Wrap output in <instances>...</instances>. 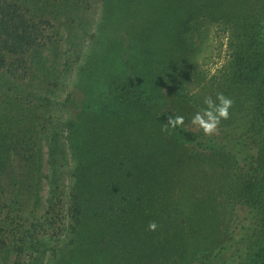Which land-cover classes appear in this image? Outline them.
<instances>
[{"label": "trees", "instance_id": "16d2710c", "mask_svg": "<svg viewBox=\"0 0 264 264\" xmlns=\"http://www.w3.org/2000/svg\"><path fill=\"white\" fill-rule=\"evenodd\" d=\"M108 2L105 19L110 22L99 26L100 33L112 32L115 28L128 40L168 39L166 42H177L179 46L190 44L199 24L209 21L219 31L230 34V39H240L236 55L239 66L235 70L234 83L229 84L230 88L240 92V101L244 98L242 88L256 85L264 90V0ZM32 3L33 0H0V79L3 80L0 82V100L1 104H10L11 126L15 124L17 107L10 103L12 93L17 91L18 84L31 76L33 54H41L46 48L49 43L46 30L52 26L49 19L39 18ZM151 22L152 28L149 26ZM135 31L141 33L137 35ZM147 41L144 42L150 45ZM120 42H117L118 50ZM154 44L158 43L154 41ZM97 45L100 49L79 56L80 68L84 72H81L82 76L78 74L75 81L85 85V95L75 106L80 110L72 117L66 115L63 121L65 131L51 134L48 139L53 158L61 135L69 141V169L72 173L68 190L64 192H67L66 211L73 224L68 227L71 232L63 235L57 249L53 247L54 257L49 256L43 264H58L56 259L60 254L66 256L65 261H70L68 264H85L81 257L95 260V263L105 259L115 264H136L138 261L140 264H168L167 260L176 253L189 257L191 246L184 232L177 234L181 231L177 229L178 225L167 222L159 228L157 224L159 220L154 210L157 203L153 201L157 193L149 165L164 140L152 127L155 124L174 132L207 155L232 149L233 143L235 146L248 143L247 150L244 153L239 150L234 157L246 167L262 165L257 182L264 181V96L255 105L247 107L244 103L240 106L242 109L235 112L242 130L250 129L240 138L225 141L227 130H219L218 135L212 136L185 124L166 128L169 117L175 118L177 113L173 109L162 111L155 106L163 100L160 71L169 68L168 72L177 74L180 67L174 69L168 65L169 61L157 52L158 47L152 56L149 48L143 47V52H134L135 58L132 47L128 53L122 50L116 56L114 52L107 53L100 41ZM186 47L180 46L182 49ZM109 60L112 63L109 64ZM65 66H69L67 61ZM83 75L85 79H82ZM153 87L156 91L152 90ZM72 97L67 96L61 103L72 105ZM246 118L251 121L247 122ZM38 146L39 143L27 138L22 131L15 133L9 141L0 138V181H9L14 188L24 189L25 182H28L27 189L32 187L34 178L29 180V177L35 174L40 163ZM16 156L24 162L18 165L19 173L13 169ZM51 183L52 186L54 180ZM260 190L264 193V185ZM252 194L249 192L241 202L235 203L231 244L199 257L197 264H264V235L263 240L248 252V244L257 236V229L264 227L257 212L254 213L256 207ZM9 205H20V200L6 196L2 187L0 211L10 208ZM260 205L264 212V204ZM150 223L157 225L154 231L149 230ZM10 225L9 217L0 214V252L10 251L11 246L18 250L27 244L26 237L15 241L14 245L8 242Z\"/></svg>", "mask_w": 264, "mask_h": 264}, {"label": "rangeland", "instance_id": "374dc122", "mask_svg": "<svg viewBox=\"0 0 264 264\" xmlns=\"http://www.w3.org/2000/svg\"><path fill=\"white\" fill-rule=\"evenodd\" d=\"M36 1L32 3L36 14L39 18L49 19L52 26L46 30L49 40L46 48H43L41 54H33L31 76L18 84L17 91L12 93L10 103L17 105L13 120L19 122L14 121L15 124L11 126L10 104H1L0 100V138L9 141L15 133L22 131L27 138L39 143L36 149L39 150L40 159L35 174L29 177V180L34 178L29 189L28 182L24 183L25 188L22 189L11 187L9 181H0V188L4 187L6 196L20 200V205H9L10 208L0 211L1 216L9 217L11 222L8 242L14 245L15 241L27 238V244L18 250L11 246V252H0V263L4 264H43L49 256L54 257L53 247L57 249L63 235L71 232L68 227L73 224V220L66 211L67 192H64L68 190L72 173L69 169L71 149L68 139L62 134L53 158L48 139L51 134L65 131L63 121L66 115L72 117L80 110L75 106L81 103V97L85 95V85L75 81L78 74L84 72L80 68L82 61L79 56L83 54L84 57L90 51L100 49L98 41L105 45L107 53L114 52L116 56L122 50L128 53L130 47L135 49L134 57L135 51L143 52L146 47L152 56L158 47L157 52L169 61L168 65L174 66V69L180 67L178 75L168 72L169 68L161 69L160 83L163 87L160 86V89L163 100L155 103V106L162 111L173 109L177 116L184 117L185 125L197 132L203 130L193 125L191 118L201 107H206L203 105L204 96L215 99L216 94L222 92L234 102L229 110V118L221 120L212 133L214 136L219 134V130H227V137L223 139L225 141L240 138L246 130L250 131L248 127L242 130L239 125L242 123L235 112H239L244 103L247 107L255 105L264 96V90L254 85L253 88L240 90L244 92V98L240 101V92L229 87V84L234 83L235 70L239 66L236 55L240 39H230V34L219 31L209 21L199 24L197 34L190 44L180 43L187 45L186 49H182L180 46L183 45L166 42L168 39H146L150 45L144 39H134V42L133 39L123 37L115 28L112 32L100 33L99 26L110 22L105 19L108 0ZM149 26L152 28L153 22ZM129 32L131 36V28ZM135 33L139 35L141 31ZM119 40L122 43L118 50ZM153 40L158 44L153 45ZM66 61L68 67L65 66ZM85 78L83 75L82 79ZM0 82L3 83V80L0 79ZM152 90L156 91V87ZM69 95L73 96L74 102L65 106L61 101ZM246 121L251 120L246 118ZM152 129L164 140L161 148L158 147L154 152V161L149 165L154 191L157 193L153 199L157 203L154 208L159 220L157 224L162 228L167 222H175L177 229L181 230L177 234L184 232L191 246L189 257L176 253L167 260L168 264H197L199 257L229 246L235 222V203L241 202L251 191L253 205L256 207L254 213L257 212L258 218L264 222V212L260 205L264 204V193L260 190L264 181L258 180L260 184L257 182L261 174L259 167L262 168V165L246 167L234 157V153H239V150L244 153L248 143L246 146H235L233 143L232 149L218 150L207 155L168 129L156 127L155 124ZM20 162L16 156L13 169L18 173L21 172L18 170ZM52 180L54 184L51 186ZM263 235L264 227L257 229V236L248 244V252L263 240ZM65 257L60 254L57 263H70L64 260ZM80 259L85 264H115L105 259L96 263L95 260ZM136 264H140V261Z\"/></svg>", "mask_w": 264, "mask_h": 264}, {"label": "clouds", "instance_id": "9594fccd", "mask_svg": "<svg viewBox=\"0 0 264 264\" xmlns=\"http://www.w3.org/2000/svg\"><path fill=\"white\" fill-rule=\"evenodd\" d=\"M233 100L224 95L222 92H218L213 99L211 96L203 97V105L191 118L193 125H198L206 135L212 134L221 123V120H227L230 115V108L233 105ZM184 124L183 116H176L175 118L169 117L166 125L170 128H176ZM157 225L150 223L148 228L150 231H154Z\"/></svg>", "mask_w": 264, "mask_h": 264}]
</instances>
